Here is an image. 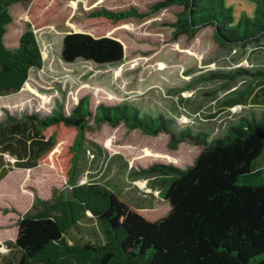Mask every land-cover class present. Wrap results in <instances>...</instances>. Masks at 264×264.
<instances>
[{
	"label": "trees",
	"instance_id": "trees-1",
	"mask_svg": "<svg viewBox=\"0 0 264 264\" xmlns=\"http://www.w3.org/2000/svg\"><path fill=\"white\" fill-rule=\"evenodd\" d=\"M34 1L0 0V96L19 93L30 71L43 66L32 28L23 31L15 48L4 41L14 19L11 6L27 10ZM258 1L257 20L243 17L237 26L232 25V10L221 1L205 7L203 0H163L150 7L184 5L172 23L176 34L195 36L212 25L217 40L232 46L264 37V0ZM143 16L134 6H101L89 12V17L112 23ZM125 52L124 43L114 36L71 31L63 38L61 56L66 62L116 64ZM257 72L264 75V70ZM122 123L146 134L168 135L172 149L180 143L199 147L186 168L157 162L134 172L160 187L161 198L171 203L155 220L134 210L111 188L78 181L90 137H98L104 125ZM0 149L16 157L0 179L15 167L48 166L68 186L47 199L35 195L30 207L18 212L12 245L18 251L16 264H264V114L241 117L222 137L210 139L206 131L178 128L174 119L142 112L133 104H100L92 110L86 96L69 114L59 106L44 116H6L0 123ZM72 229L81 234L77 239L69 237Z\"/></svg>",
	"mask_w": 264,
	"mask_h": 264
},
{
	"label": "rangeland",
	"instance_id": "rangeland-1",
	"mask_svg": "<svg viewBox=\"0 0 264 264\" xmlns=\"http://www.w3.org/2000/svg\"><path fill=\"white\" fill-rule=\"evenodd\" d=\"M160 1L35 0L27 10L12 5L14 19L7 26L5 44L17 47L23 31L32 28L41 46L43 66L30 71L19 93L0 96V123L8 115L17 119L44 116L59 106L69 114L86 96L92 110L100 104H133L142 112L174 119L178 128L206 131L210 139L222 137L241 117H261L264 75L257 71L264 70V37L246 45L226 46L217 40L212 25L195 36L178 35L172 23L184 5L151 9ZM220 1L232 10L233 26L243 17L257 20L258 0H203V5L213 7ZM101 6L112 10L134 6L145 16L117 23L89 17L90 11ZM71 31L120 39L126 50L124 60L116 64L64 61L62 41ZM89 140L80 162L79 183L111 188L151 220L167 213L171 204L161 198L160 187L134 172L157 162L186 168L199 153V147L186 143L172 149L168 135L146 134L123 123L104 125L99 136ZM5 160L11 166L15 157L5 153ZM67 190L52 167L14 168L0 180V205L12 204L14 210L8 212L14 213L24 210L30 194L47 199ZM79 235L75 229L69 232L71 239Z\"/></svg>",
	"mask_w": 264,
	"mask_h": 264
},
{
	"label": "crops",
	"instance_id": "crops-1",
	"mask_svg": "<svg viewBox=\"0 0 264 264\" xmlns=\"http://www.w3.org/2000/svg\"><path fill=\"white\" fill-rule=\"evenodd\" d=\"M5 166H8L5 160V153L2 152L0 149V173L4 171ZM35 167H38V166H35ZM15 168H20V167H15ZM23 169L26 170V169H31V168H23ZM13 170L14 169L10 170L7 173V175ZM7 175H5L3 178H5ZM3 178H1L0 180H2ZM33 199H34V194L33 195L30 194L28 196L27 203H26V206L24 207V210L22 211L20 210L18 212H21V213L25 212L32 204ZM1 208L9 209V208H14V206L12 204L10 205L6 204L5 206L0 205V264H16V257L18 255V251L16 248L12 247V245L16 239L17 221L19 219V214L18 212L4 213L1 210ZM5 229H7V232H5Z\"/></svg>",
	"mask_w": 264,
	"mask_h": 264
},
{
	"label": "water",
	"instance_id": "water-1",
	"mask_svg": "<svg viewBox=\"0 0 264 264\" xmlns=\"http://www.w3.org/2000/svg\"><path fill=\"white\" fill-rule=\"evenodd\" d=\"M37 69H40V68H37ZM171 204V203H170Z\"/></svg>",
	"mask_w": 264,
	"mask_h": 264
}]
</instances>
